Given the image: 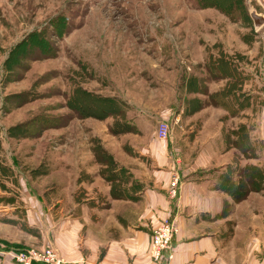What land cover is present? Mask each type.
Listing matches in <instances>:
<instances>
[{
  "label": "rangeland",
  "instance_id": "1",
  "mask_svg": "<svg viewBox=\"0 0 264 264\" xmlns=\"http://www.w3.org/2000/svg\"><path fill=\"white\" fill-rule=\"evenodd\" d=\"M241 77L242 103L220 99L240 92ZM182 105L184 113L247 107L250 129L264 123V0H0V264H21L19 250L47 247L86 264L64 256L66 213L85 197L66 183L64 147L88 145L91 161L103 162V184L128 196L144 185L119 168L98 133L157 137L163 120L179 127ZM115 119L132 131L113 134ZM15 125L26 133L10 136ZM255 142L248 152L255 164L242 172L249 188L255 165L264 172V145ZM234 237L228 226L220 238Z\"/></svg>",
  "mask_w": 264,
  "mask_h": 264
},
{
  "label": "crops",
  "instance_id": "2",
  "mask_svg": "<svg viewBox=\"0 0 264 264\" xmlns=\"http://www.w3.org/2000/svg\"><path fill=\"white\" fill-rule=\"evenodd\" d=\"M233 72L231 68L226 81L234 78ZM241 83L242 77L240 92L226 91L219 98L239 101L243 95ZM193 97L200 99L202 95ZM225 110L217 105L184 113L182 105L175 117L179 127L167 140L158 139L154 132L143 138L139 134L110 137L98 133L119 168L127 169L144 185L129 191L128 196L114 197L110 185L103 184L99 172L103 162L91 161L88 145L66 144L62 157L66 183L72 190L73 185L82 187L81 195H85L82 201L72 200L80 208L66 213L67 260L86 264H264V188L250 190L235 202L230 187L236 182L233 169L255 164L249 161V147L255 140L264 145V123L250 129L247 107L236 114ZM238 155L241 167L237 169L233 165ZM175 176L177 193L172 196ZM99 184L100 191L89 195V189ZM236 215L238 220H234ZM163 219H174L178 231L171 243L172 258L168 259L165 251L163 259L156 262L148 254L150 234ZM228 226L236 237L239 234V241L235 237L228 241L220 238ZM235 247L240 249L239 256L232 254Z\"/></svg>",
  "mask_w": 264,
  "mask_h": 264
},
{
  "label": "built area",
  "instance_id": "3",
  "mask_svg": "<svg viewBox=\"0 0 264 264\" xmlns=\"http://www.w3.org/2000/svg\"><path fill=\"white\" fill-rule=\"evenodd\" d=\"M260 26L261 25H259V27ZM170 131L168 122L163 120L159 123L156 134L159 139L166 140L170 137ZM171 185L172 188L170 190V195L175 196L178 186L177 176L174 177ZM177 231L178 228L174 219H163L151 230L148 254L152 260L156 262L161 261L164 257L165 251H168L167 258H172L171 243ZM14 258L21 264H74L64 261L50 247L44 248L40 251L28 248L22 249L14 255Z\"/></svg>",
  "mask_w": 264,
  "mask_h": 264
},
{
  "label": "trees",
  "instance_id": "4",
  "mask_svg": "<svg viewBox=\"0 0 264 264\" xmlns=\"http://www.w3.org/2000/svg\"><path fill=\"white\" fill-rule=\"evenodd\" d=\"M20 126L21 125H15V126L10 127L8 129V133L10 134V136H17V135H20L22 133H26L25 130L15 131V130L19 129ZM110 131L113 134H120V133L132 131V127L129 123H127L125 121H120V120L115 119L112 126L110 127ZM249 167L250 166L242 169L240 171L241 175H240L239 180H237L235 183L232 184V186H230L232 188L231 196L235 202L242 200L244 198V196H246V193L249 190H256L257 191V190H261L264 188V174L259 168L255 169V172H256V176H255L256 177V179H255L256 183H255V185L252 188H249L248 185L245 186L244 179L242 177V172H243V174H244V172L246 174H248L250 171ZM254 168H256V167H254ZM228 189H230V188H228ZM113 196L119 197V196H123V194L122 193H118V194L114 193ZM36 264H42V263H36Z\"/></svg>",
  "mask_w": 264,
  "mask_h": 264
},
{
  "label": "bare ground",
  "instance_id": "5",
  "mask_svg": "<svg viewBox=\"0 0 264 264\" xmlns=\"http://www.w3.org/2000/svg\"><path fill=\"white\" fill-rule=\"evenodd\" d=\"M254 20L256 21V23L258 24V25H261L262 24V18H261V16H257L256 14L254 15ZM256 24V25H257Z\"/></svg>",
  "mask_w": 264,
  "mask_h": 264
}]
</instances>
